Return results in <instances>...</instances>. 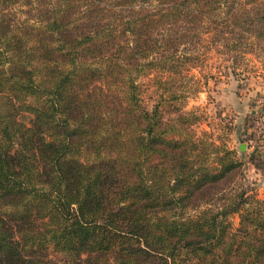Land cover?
<instances>
[{"label": "trees", "instance_id": "obj_1", "mask_svg": "<svg viewBox=\"0 0 264 264\" xmlns=\"http://www.w3.org/2000/svg\"><path fill=\"white\" fill-rule=\"evenodd\" d=\"M224 2L0 0V264H264V198L182 106L202 47L264 52V0Z\"/></svg>", "mask_w": 264, "mask_h": 264}, {"label": "rangeland", "instance_id": "obj_2", "mask_svg": "<svg viewBox=\"0 0 264 264\" xmlns=\"http://www.w3.org/2000/svg\"><path fill=\"white\" fill-rule=\"evenodd\" d=\"M223 1L224 5L230 2ZM200 52L204 53L202 65L184 74L187 92L183 110L198 108L207 114L208 118L194 130L222 137L242 160L243 183L264 198V52L237 53L234 67L231 54L220 48L204 46ZM146 82L142 79L141 84ZM195 82L196 88H190ZM144 91V103L151 107L153 92L149 88ZM231 222L236 227L237 216Z\"/></svg>", "mask_w": 264, "mask_h": 264}]
</instances>
